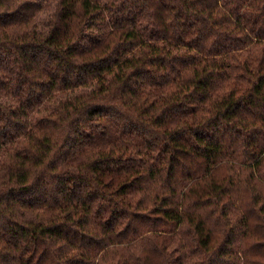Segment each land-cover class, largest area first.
<instances>
[{
  "label": "trees",
  "instance_id": "1",
  "mask_svg": "<svg viewBox=\"0 0 264 264\" xmlns=\"http://www.w3.org/2000/svg\"><path fill=\"white\" fill-rule=\"evenodd\" d=\"M187 261L264 264V0H0V264Z\"/></svg>",
  "mask_w": 264,
  "mask_h": 264
},
{
  "label": "clouds",
  "instance_id": "2",
  "mask_svg": "<svg viewBox=\"0 0 264 264\" xmlns=\"http://www.w3.org/2000/svg\"><path fill=\"white\" fill-rule=\"evenodd\" d=\"M81 76H85L84 73L80 74ZM13 106H17L15 103L13 104ZM30 118H34V115ZM27 195V194H25ZM136 211L135 208L131 209V212L129 214H127V216L129 218H126L124 224L122 225L120 231H123L124 228H127L128 231L124 233L125 236H128L129 234H133V233H137L141 227L144 226V224L146 223V221L141 220L139 223H137V219L134 215H132V213H134ZM180 246V242L177 241L176 245H174V247H179ZM181 253H177V255H180ZM127 255H141V251L135 247L130 248V250L127 252ZM186 264H197L196 261H187Z\"/></svg>",
  "mask_w": 264,
  "mask_h": 264
}]
</instances>
